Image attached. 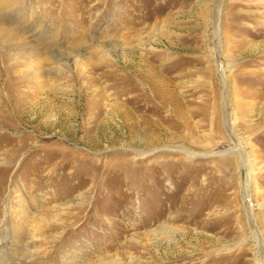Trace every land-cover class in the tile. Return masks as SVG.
<instances>
[{"label": "rangeland", "instance_id": "1", "mask_svg": "<svg viewBox=\"0 0 264 264\" xmlns=\"http://www.w3.org/2000/svg\"><path fill=\"white\" fill-rule=\"evenodd\" d=\"M24 2L0 4V264H264V0Z\"/></svg>", "mask_w": 264, "mask_h": 264}, {"label": "bare ground", "instance_id": "2", "mask_svg": "<svg viewBox=\"0 0 264 264\" xmlns=\"http://www.w3.org/2000/svg\"><path fill=\"white\" fill-rule=\"evenodd\" d=\"M3 2H1V0H0V4H1V6L3 7V8H6L9 12H15L16 11V8L18 9L19 7H22V6H24V4H25V2H24V0H2ZM40 7V6H39ZM33 8V7H32ZM5 11V10H4ZM218 11V10H217ZM217 16H218V14H217ZM218 19V18H217ZM18 19H15L14 20V22L15 21H17ZM6 25H9V27H7V26H4L3 24H2V20H0V32L1 31H6V38H7V40H12L14 37H15V35H16V33L14 32V30H15V28H14V25L11 23V22H7L6 23ZM40 55V59H42V57H43V54H38L37 56H39ZM220 70H222V69H220ZM223 71V70H222ZM221 71V73L223 74V72ZM124 79V78H123ZM223 83H224V85H225V80H223ZM142 92L141 93H139V94H137V95H134L133 97H132V99H138V98H141L142 97V99L144 100V103H143V105H138V109H139V114H138V116L139 117H144V116H146V115H143V113L145 112V111H149V110H151L152 108H155V109H158L159 107H162L161 106V104L159 103V104H155V100H156V96H158V94L159 93H157L156 91H155V89H153V91H151V90H149V91H145V90H141ZM156 93H157V95H156ZM126 94H127V92H126ZM153 94H154V96H153ZM162 95V94H161ZM164 95H166V94H164ZM223 95H224V101H225V103L227 104V100H228V91H227V88H226V86H224V90H223ZM173 96V95H172ZM176 99V98H175ZM139 101V100H138ZM160 101H164V99L163 100H160ZM166 101V100H165ZM137 102V101H136ZM162 103V102H161ZM153 111H154V109H153ZM156 111V110H155ZM138 112V111H137ZM152 114H153V112H151ZM181 113V112H180ZM154 115V114H153ZM171 116H177V113L174 111V112H172L171 114H170ZM152 116V115H151ZM177 149H182L185 153H187V154H191V153H193V151H190L188 148H183V147H177ZM245 158V157H244ZM250 174V173H249ZM248 174V175H249ZM247 182H248V178H247ZM247 191H248V189H247ZM249 194H247V195H245V198H244V200H245V204H247V206L249 205V202H247V197H248V199H249V196H248ZM248 212H249V214L251 215V210L249 209L248 210ZM250 224H251V227H252V230H253V232H254V234H255V237L257 238V241H258V243H259V245H261V248L264 250V236L262 235V233H261V231L258 229V227H257V225H256V222L254 221V218L251 216V218H250ZM8 228V227H7ZM154 231V230H153ZM150 233V232H149ZM4 237V236H3ZM1 248V247H0ZM4 249H5V247H4ZM1 250H2V248H1ZM0 252H2V251H0ZM4 255H6V254H4ZM4 258H7V257H4ZM8 259V258H7ZM4 261V260H3ZM8 261V260H7ZM10 261V260H9ZM11 264V263H10Z\"/></svg>", "mask_w": 264, "mask_h": 264}]
</instances>
